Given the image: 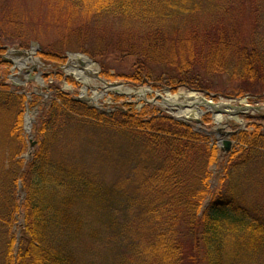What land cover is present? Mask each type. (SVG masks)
<instances>
[{
  "label": "trees",
  "instance_id": "trees-1",
  "mask_svg": "<svg viewBox=\"0 0 264 264\" xmlns=\"http://www.w3.org/2000/svg\"><path fill=\"white\" fill-rule=\"evenodd\" d=\"M46 1L67 8L61 15L67 24L63 41L49 46L54 52H40L55 69V84L48 87L51 100L35 126L27 162L22 158L29 151L23 134L27 99L8 81L0 46V264H79L72 246L81 241L82 221L73 211L93 180L62 160H76L83 149L96 146L97 137L102 149L113 138V168L121 170L111 188L97 186L113 197L115 239L121 238L125 249L113 264H264V130L259 122L232 136L235 146L223 155L213 193L211 168L220 151L212 136L147 107L122 104L102 113L59 87L65 52L90 48L108 81L225 95L215 84L224 77L233 86L228 97L262 101L264 0ZM237 1L252 9L248 31L242 34L232 20L228 30L212 28L214 16ZM14 16L1 15L17 23ZM85 20L113 21L116 40L88 41V29L80 25ZM109 55L125 57L120 63L130 60V71L111 74L99 59ZM31 100L28 106L37 107L38 96L32 94ZM61 148L68 153L56 154ZM127 213L136 215L132 223ZM17 218L21 225L15 234Z\"/></svg>",
  "mask_w": 264,
  "mask_h": 264
},
{
  "label": "rangeland",
  "instance_id": "rangeland-1",
  "mask_svg": "<svg viewBox=\"0 0 264 264\" xmlns=\"http://www.w3.org/2000/svg\"><path fill=\"white\" fill-rule=\"evenodd\" d=\"M235 4L236 5H228L224 7V11H222V13L214 16V20L209 22L212 25V28L216 31H220L224 28L227 29V27L231 25L232 20L234 27L240 24V32L242 34H245L248 31L251 24L249 25L247 20H249V16L252 15V9L248 5L243 6L241 1H237ZM66 9L67 8L65 6H60L58 4H48L46 0H0V46L4 49L2 59L6 62V66L2 69L7 71L8 81L11 75L17 74V70L15 69L13 63L10 62L11 59H9V55L7 54L11 50H30V52H32L34 49L35 52L31 59L41 61L46 66V68L43 69L37 68L36 70H33L34 68L31 69L33 66L30 60L22 59L21 61L24 62L26 67L30 70L23 76L26 78L27 74H29L30 76L36 77L38 74H42L40 77L43 81V87L37 88L35 85L30 83L23 88L12 86L14 90H18L17 93L19 94L22 92H28V94H26L27 105L25 108L27 109L28 116L31 118V123L28 128V132L23 130V134L28 142L30 138L34 141L33 133L35 132V126L51 100V92L48 87L51 84H55V78L53 76V70L55 69L50 67V65L47 64V61L41 58L40 52L51 51L52 49L49 48L51 44L55 45L56 42L63 41L61 39V31L65 34L64 28L67 22L61 15L66 12ZM11 12L15 14L14 17L17 19V23H11V20L6 21L1 17V15H8ZM69 23L71 28L75 27V21H71ZM80 25L83 26L84 29H88V32L85 34L86 36H84L90 42L91 40H94L95 43L99 44H113L116 40V36L118 35V28H114V22H111L110 20L104 21V23H95V20H85L81 21ZM15 28H19L21 33H17ZM22 43L25 45L20 47ZM90 54H92L90 48H85L84 52L80 48L75 51L65 52L62 66L66 65L71 57L77 56L79 57V63L82 59L89 60L92 64L90 68L98 73V77L101 80L111 84H122V86L112 91H105L102 88L104 84H101L93 78L85 94L81 95L83 85L74 78L67 77V86L70 91L60 85L59 87L62 92H65L72 98L78 97L81 100L86 101L88 104L96 106L102 113L111 112L113 110L112 107L114 108L116 105L122 104H131L136 110H140L143 107L159 110L160 113L169 117L172 112L177 111L181 106L182 110H187V107H184L185 103H177L178 107L172 106L170 100L167 101V95L159 89H154L150 84L133 87L125 84V82L119 78L106 81L103 77H101L103 69L101 68L99 61L91 58ZM99 59L104 62L106 68L109 69L111 74L115 76L126 74L130 71V60L120 63L121 59L126 60L125 57L115 58L114 55H109ZM78 67L85 68L84 65L81 66L80 64H78ZM27 82H29V80H27ZM215 84L218 86V90H221L225 95L218 93H212L210 95L208 93H199L198 95L211 102L213 105H218L219 102L224 101L223 104L231 107H264V104L252 105L253 102L258 101V98L250 100L251 96L249 95H244L239 100L229 102V99H225L221 95L228 96L229 93H232L233 86L226 84L224 77H220L215 80ZM126 89H133V91L136 90L137 92L142 89H148L149 91H146L143 97H140L139 95L125 94L124 90ZM29 92L37 93L36 96L39 98V100H37V107L35 106L31 108V106H28V104L32 101ZM191 92L192 91L187 90L185 87H181L175 92L170 90L169 94L172 97L179 94L188 96ZM155 95H160L162 98H156ZM115 98L119 99L116 101ZM166 101L167 105H170V107L166 105ZM262 101H264V99ZM26 109L24 113L26 112ZM168 109L172 112H169ZM201 109L204 110L203 108ZM229 112V109L225 110V113L220 112L222 115V121L219 126L215 125L212 114H205L199 120L203 121L206 119L209 123L202 122L199 124L201 125L200 129L212 133L211 136L213 139L215 138L214 131L216 128H224L222 129L223 131L218 129L219 132H223L224 134L225 132L246 129L247 126L254 121L259 122L264 130V111L259 115L255 113L253 116L250 112H246L247 114L245 112H238L235 116L239 119L240 124H237L230 119L233 116L232 113ZM247 117H250L249 120L246 119ZM189 124L194 128L196 126L193 122ZM87 140L89 141L88 137L86 138V141ZM93 141H96V146L83 149L80 153H78V160H62L70 167L79 168L82 174H85L86 177H88V175L91 176V180H93V186L86 191L84 199L81 202L82 205L80 203L73 211L82 221V227L81 241L72 247L75 248L74 251L79 264H113V260L116 261V255L124 254L125 249L118 242L121 241V238L115 239V235L119 232V230L118 227L113 228V197H106L105 191L101 190L97 186L103 185L104 188H111L112 184L117 180V174H119V171L121 170H118L116 167L113 168V138H108L106 144L109 145L106 146L105 149H102L101 147L99 148L100 138L97 137ZM61 150L68 153V151L61 148L56 152V154H63ZM31 151L32 149L29 143V151L23 155L24 157H27L24 158L25 162H27L25 159L29 158V152ZM223 164V155L220 154L217 164L211 168L212 178L210 182L213 193L216 189L215 187L217 185ZM93 188H95V190H93ZM23 197L24 194L19 189L17 192V198L21 201ZM127 214L129 215V213ZM135 216L136 215H129V222L132 223ZM109 218L111 220H108ZM118 220V225L122 224L119 216ZM20 225L21 218H17V221L12 228V232L18 234ZM184 244L187 245L185 242ZM185 248L190 252L188 245Z\"/></svg>",
  "mask_w": 264,
  "mask_h": 264
},
{
  "label": "bare ground",
  "instance_id": "bare-ground-1",
  "mask_svg": "<svg viewBox=\"0 0 264 264\" xmlns=\"http://www.w3.org/2000/svg\"><path fill=\"white\" fill-rule=\"evenodd\" d=\"M9 59H11L10 62L13 63L14 67L17 68L18 70H20V74L24 75V73L26 71L27 72L30 71L26 67V64L24 62H22L20 59L13 58V57H9ZM78 60H79V57H77V56L70 58L69 67L67 68L68 70H66V74L68 77L74 78L76 81L80 82L83 85L82 89H81V91H82L81 95H84L87 88L91 84L93 78H96L95 74L97 72L92 70V68H90L92 66V64L89 60L82 59V61L80 63ZM32 63H33V65L35 64V66H38L39 61L32 59ZM78 64L84 65L85 68L78 67ZM21 79H22V75L18 76V80H21ZM129 85L133 86V87H137L135 85H131V84H129ZM102 88L105 91L113 90L111 88H107V86H105V85H103ZM124 91H122V92H124L127 95H139L140 97H143V95L146 93V91H148V89H142V90H139L138 92L136 90L133 91V89H129V90L126 89ZM191 94H188V96H184L182 94H179V95H176L173 97L167 95V98H168L167 100H170V103L172 104V106L178 107L177 103H181V104L185 103V108L187 107L186 108L187 110H182V106H181L175 112H172L169 109V111L172 112V116L177 120H188V121L197 120V119H199V117L203 113V111L200 109V107L205 106L208 111H213L215 122L220 124L222 121V116L220 113L215 114L214 109L216 106L212 107L204 99L199 98L193 94L191 95ZM96 95H98V94H96ZM231 111H233V110H231ZM230 113H232V112H230ZM232 116L235 120H237L234 115H232ZM30 123H31V118L27 115V117H26V128H29Z\"/></svg>",
  "mask_w": 264,
  "mask_h": 264
},
{
  "label": "water",
  "instance_id": "water-1",
  "mask_svg": "<svg viewBox=\"0 0 264 264\" xmlns=\"http://www.w3.org/2000/svg\"><path fill=\"white\" fill-rule=\"evenodd\" d=\"M15 55L16 56H25L26 55V53L25 52H23V53H21V52H17V53H15ZM117 84H112L111 86L112 87H114V86H116ZM14 86H18L17 84H14ZM24 122L26 123V115H25V117H24ZM26 129V128H25ZM32 146H34V144H32ZM230 148H231V142H229V141H224L223 142V148L221 149L222 151H224V152H229V150H230Z\"/></svg>",
  "mask_w": 264,
  "mask_h": 264
}]
</instances>
